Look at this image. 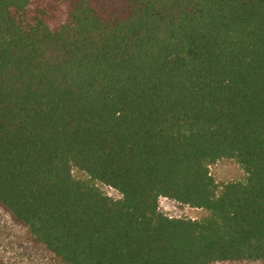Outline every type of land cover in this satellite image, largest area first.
Here are the masks:
<instances>
[{"label": "trees", "instance_id": "obj_1", "mask_svg": "<svg viewBox=\"0 0 264 264\" xmlns=\"http://www.w3.org/2000/svg\"><path fill=\"white\" fill-rule=\"evenodd\" d=\"M0 211L63 264L263 261L264 0H0Z\"/></svg>", "mask_w": 264, "mask_h": 264}, {"label": "rangeland", "instance_id": "obj_2", "mask_svg": "<svg viewBox=\"0 0 264 264\" xmlns=\"http://www.w3.org/2000/svg\"><path fill=\"white\" fill-rule=\"evenodd\" d=\"M208 169L217 185V195L221 193L222 188L227 184L246 182V172L234 159L219 160L209 164ZM71 172L75 180L98 188L100 192L111 199L118 200L121 198V195L116 190L100 182L91 180L85 173L76 168H72ZM158 213L170 218H186L197 221H205L212 217V214L207 210L193 208L163 197L159 198ZM0 259L5 264H63L36 243L25 228L13 224L8 216L1 211ZM216 264H264V260L246 263Z\"/></svg>", "mask_w": 264, "mask_h": 264}]
</instances>
